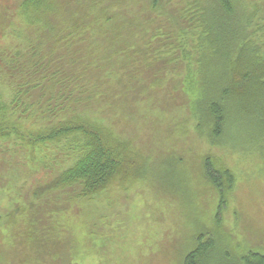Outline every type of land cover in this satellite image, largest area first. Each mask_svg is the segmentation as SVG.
Returning a JSON list of instances; mask_svg holds the SVG:
<instances>
[{"label": "trees", "instance_id": "trees-1", "mask_svg": "<svg viewBox=\"0 0 264 264\" xmlns=\"http://www.w3.org/2000/svg\"><path fill=\"white\" fill-rule=\"evenodd\" d=\"M15 2L20 25L11 28L10 15L0 26V145L18 165L37 145L61 144L56 156L72 164L56 177L60 202L92 200L128 174L127 144L104 122L142 104L158 109L167 88L190 100L195 129L211 145L248 143L264 156V0H133L152 32L110 49L104 40H112L94 32L111 9L123 15L120 0ZM117 56L123 70L109 62ZM201 168L216 194L214 223L178 264H264L263 240L236 243L234 253L230 237L216 236L235 172L222 156L207 155Z\"/></svg>", "mask_w": 264, "mask_h": 264}, {"label": "rangeland", "instance_id": "rangeland-1", "mask_svg": "<svg viewBox=\"0 0 264 264\" xmlns=\"http://www.w3.org/2000/svg\"><path fill=\"white\" fill-rule=\"evenodd\" d=\"M120 2L123 15L111 9L94 32L112 40H104L108 49L122 36L152 32L132 12L133 0ZM16 6L15 0H0L2 28ZM11 17L16 28L20 24ZM124 61L117 56L109 62L123 70ZM167 77L177 85V76ZM153 98L149 93L147 101ZM155 99L158 109L142 104L104 122L127 144L128 174L92 200L60 202L53 194L56 177L72 164L56 156L61 144L37 145L18 165L0 145V264H178L202 226L214 223L216 194L201 168L207 155L222 156L236 175L216 236L230 237L233 245L264 241V156L248 143L233 151L228 143L221 150L211 145L195 129L190 100L177 91L170 95L167 88ZM229 244L235 253L237 245Z\"/></svg>", "mask_w": 264, "mask_h": 264}]
</instances>
